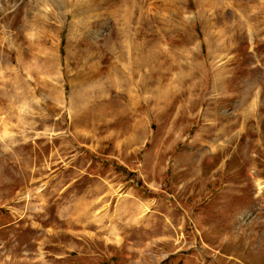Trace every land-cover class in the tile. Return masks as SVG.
Here are the masks:
<instances>
[{
	"label": "rangeland",
	"instance_id": "rangeland-1",
	"mask_svg": "<svg viewBox=\"0 0 264 264\" xmlns=\"http://www.w3.org/2000/svg\"><path fill=\"white\" fill-rule=\"evenodd\" d=\"M0 264H264V0H0Z\"/></svg>",
	"mask_w": 264,
	"mask_h": 264
}]
</instances>
